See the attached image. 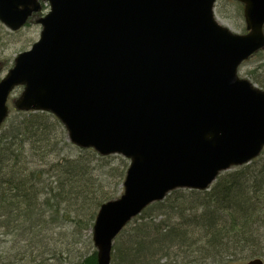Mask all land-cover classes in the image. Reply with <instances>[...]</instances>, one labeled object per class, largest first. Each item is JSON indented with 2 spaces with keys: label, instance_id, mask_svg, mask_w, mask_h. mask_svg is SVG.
<instances>
[{
  "label": "water",
  "instance_id": "95a60500",
  "mask_svg": "<svg viewBox=\"0 0 264 264\" xmlns=\"http://www.w3.org/2000/svg\"><path fill=\"white\" fill-rule=\"evenodd\" d=\"M43 1L0 0L11 30L42 27L0 79V130L21 87L17 110L50 111L70 142L130 159L92 230L97 263L111 264L114 239L151 203L264 150V89L238 72L264 47V0H238L246 33L217 19V0H46L44 14Z\"/></svg>",
  "mask_w": 264,
  "mask_h": 264
},
{
  "label": "trees",
  "instance_id": "16d2710c",
  "mask_svg": "<svg viewBox=\"0 0 264 264\" xmlns=\"http://www.w3.org/2000/svg\"><path fill=\"white\" fill-rule=\"evenodd\" d=\"M263 67L251 76L264 88ZM9 115L0 131V264H98L91 230L100 206L123 191L129 160L73 144L50 111L11 105ZM114 241L111 264H243L259 256L264 151L208 189L172 190Z\"/></svg>",
  "mask_w": 264,
  "mask_h": 264
},
{
  "label": "rangeland",
  "instance_id": "374dc122",
  "mask_svg": "<svg viewBox=\"0 0 264 264\" xmlns=\"http://www.w3.org/2000/svg\"><path fill=\"white\" fill-rule=\"evenodd\" d=\"M43 5H47V1H43ZM43 7V11H46L49 8ZM242 7V12H241ZM237 5L233 0H221L220 3H217L216 7V17L224 25L233 29L236 33L245 32L246 20L244 18V7L243 4ZM222 14H221V10ZM220 10V11H219ZM41 25L36 22H28L20 30H11L8 28L2 21H0V79L7 73V70L12 67L14 57L19 53L31 47V45L39 39L41 32ZM264 64V52L261 56H252V58L246 60L240 69L239 73L242 77L249 78L252 82L256 83L253 79L252 71L256 69L257 66ZM264 68V67H263ZM258 84V83H257ZM259 85V84H258ZM260 86V85H259ZM261 87V86H260ZM263 88V87H262ZM21 89L16 88L14 94L10 98L12 101L20 94ZM10 101V102H11ZM123 186V185H122ZM92 237V230H91ZM96 249V248H95ZM255 257H262L264 260V248L261 250L259 256H250L246 259L243 264H246ZM243 261V260H242ZM161 264H169L167 260L163 259ZM236 264V263H233ZM239 264V263H238Z\"/></svg>",
  "mask_w": 264,
  "mask_h": 264
}]
</instances>
